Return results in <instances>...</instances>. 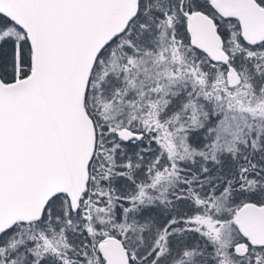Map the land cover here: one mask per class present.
<instances>
[{
    "label": "snow or ice",
    "instance_id": "6c2138e0",
    "mask_svg": "<svg viewBox=\"0 0 264 264\" xmlns=\"http://www.w3.org/2000/svg\"><path fill=\"white\" fill-rule=\"evenodd\" d=\"M0 264H264V0H0Z\"/></svg>",
    "mask_w": 264,
    "mask_h": 264
}]
</instances>
